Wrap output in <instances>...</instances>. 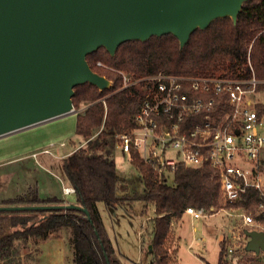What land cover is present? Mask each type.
Masks as SVG:
<instances>
[{
	"label": "trees",
	"instance_id": "trees-1",
	"mask_svg": "<svg viewBox=\"0 0 264 264\" xmlns=\"http://www.w3.org/2000/svg\"><path fill=\"white\" fill-rule=\"evenodd\" d=\"M86 60L92 71L109 80L110 86L104 90L89 83L74 87V109L87 106L76 115L75 123L76 135L86 144L64 157L61 167L74 189L75 204L88 214L73 208L50 209L47 213L0 211V261L13 257L17 240L40 242L61 230H69L74 264H121L97 203L116 209L141 201L151 206L153 212V259L148 264H177L167 246L174 222L181 219L187 207L207 209L218 205V182L211 178L213 170L207 165L199 169L180 166L169 182L132 152L131 165L139 171L142 188L132 192L119 190L121 174L114 157L115 137L133 127V117L143 97L140 88L124 87L122 73L132 79L159 72L234 79H246L253 73L264 80V0L244 2L235 22L224 17L212 21L204 30H195L182 48L173 35L167 34L144 42L127 41L113 56L101 47L88 54ZM259 89L264 90V85ZM259 165L264 170L263 153ZM255 195L249 191L244 205L251 207ZM60 203L59 198L42 199L37 195L28 201L19 196L1 202L8 206ZM40 211L43 213L38 218L32 214ZM219 249L216 264H228L224 241L219 242Z\"/></svg>",
	"mask_w": 264,
	"mask_h": 264
},
{
	"label": "water",
	"instance_id": "water-1",
	"mask_svg": "<svg viewBox=\"0 0 264 264\" xmlns=\"http://www.w3.org/2000/svg\"><path fill=\"white\" fill-rule=\"evenodd\" d=\"M247 0H0V136L74 111V87L110 86L86 56H113L127 41L173 35L182 48L216 19L236 21ZM87 210L76 204L4 206L0 211ZM246 250L264 252V233Z\"/></svg>",
	"mask_w": 264,
	"mask_h": 264
},
{
	"label": "built area",
	"instance_id": "built-area-1",
	"mask_svg": "<svg viewBox=\"0 0 264 264\" xmlns=\"http://www.w3.org/2000/svg\"><path fill=\"white\" fill-rule=\"evenodd\" d=\"M98 66H102L100 62ZM123 75L124 87L143 91L133 127L117 134L115 148L131 163V153L168 179L176 168L213 170L219 187V205L207 209L187 207L193 219L223 213L230 225L227 255L246 249L249 232L264 233V102L257 96L264 80L252 73L246 79L159 72L140 79ZM144 85H141L143 84ZM46 151V150H45ZM73 194L72 187L63 188ZM249 191L256 193L246 206Z\"/></svg>",
	"mask_w": 264,
	"mask_h": 264
},
{
	"label": "rangeland",
	"instance_id": "rangeland-1",
	"mask_svg": "<svg viewBox=\"0 0 264 264\" xmlns=\"http://www.w3.org/2000/svg\"><path fill=\"white\" fill-rule=\"evenodd\" d=\"M122 74L131 78L128 74ZM257 96L264 102V93L260 92ZM86 107L82 106L70 114L0 137V207L8 206L1 204L8 198L23 196L28 201L35 195L42 199H63L60 204L44 206L75 204L73 195H64L63 188L69 183L61 165L64 157L86 144L75 133L76 115ZM114 157L121 174L119 190L140 191L142 184L139 171L116 148ZM171 180L168 177V181ZM97 208L121 264H148L152 261L151 206L134 201L114 209L99 202ZM47 210L50 209L43 212L47 213ZM43 212L32 214L38 218ZM174 223L167 246L177 264H204L202 259L211 264L217 263L220 250L218 236H226L230 225V220L223 213L197 219L183 214ZM19 255H31L33 258L40 255L41 261L38 264H73L71 233L69 230H61L42 246L34 239L17 240L13 257L6 262L0 261V264H28L26 257L17 259ZM225 259L228 264H264V252L255 254L236 247L232 255L226 254Z\"/></svg>",
	"mask_w": 264,
	"mask_h": 264
},
{
	"label": "crops",
	"instance_id": "crops-1",
	"mask_svg": "<svg viewBox=\"0 0 264 264\" xmlns=\"http://www.w3.org/2000/svg\"><path fill=\"white\" fill-rule=\"evenodd\" d=\"M44 152H46V151H44ZM68 187H70L69 184H68V186H65L64 188H68ZM64 195H66V194H64ZM67 195H73V196H74V193H73V194H67ZM53 196H54V195H53ZM56 198H57V197H56ZM8 199H12V198H8ZM59 199H60V198H59ZM6 200H7V199H6ZM61 200H63V199H61ZM72 204H74V203H72ZM48 239H50V237H49ZM48 239H46V240H44V241H40V242H38L39 246H42L43 244H45L46 241H47ZM218 241L220 242V240H219V236H218ZM24 257H26V260L28 261V264H38V263L41 261V259H40V255H36L35 258H33V256H31V255H19V256L17 257V259H19V258L24 259ZM15 259H16V257H15ZM72 261H73V259H72ZM73 264H74V263H73Z\"/></svg>",
	"mask_w": 264,
	"mask_h": 264
},
{
	"label": "bare ground",
	"instance_id": "bare-ground-1",
	"mask_svg": "<svg viewBox=\"0 0 264 264\" xmlns=\"http://www.w3.org/2000/svg\"><path fill=\"white\" fill-rule=\"evenodd\" d=\"M73 111H71L70 113H72ZM70 113H68V114H70ZM45 122V121H44ZM38 124H40V123H38ZM32 126H35V125H32ZM32 126H30V127H32ZM26 128H28V127H26ZM23 129H25V128H23ZM23 129H19V130H17V131H20V130H23ZM17 131H13V132H11V133H14V132H17ZM11 133H8V134H11ZM8 134H5V135H8ZM5 135H2V136H5ZM2 136H0V137H2Z\"/></svg>",
	"mask_w": 264,
	"mask_h": 264
}]
</instances>
